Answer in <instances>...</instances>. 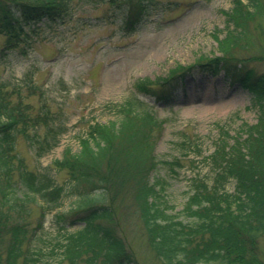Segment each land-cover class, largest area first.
Here are the masks:
<instances>
[{"label":"trees","instance_id":"1","mask_svg":"<svg viewBox=\"0 0 264 264\" xmlns=\"http://www.w3.org/2000/svg\"><path fill=\"white\" fill-rule=\"evenodd\" d=\"M93 2L118 8L119 26L127 30L134 29L156 4L153 0ZM232 2L230 10H221L227 22L224 37L215 35L221 55L200 56L196 65L213 73L222 70L231 84L246 90L257 119L254 124L244 123L232 143L228 132L220 129L208 157L212 181L193 179L192 193L183 208L187 222L166 212L158 201V181H149L157 165L155 133L162 130L163 121L146 108L137 109L141 101L117 105L118 121L92 123L79 139L77 152L66 149L50 166L32 170L16 152L17 139H24L38 159L59 143L65 127L46 107L32 113L20 97V85L9 91L8 83L0 82V264H49L36 257L40 250L31 248V238L42 228L43 217L65 195L88 197L94 193L104 200L91 198L70 213L54 215L59 230L64 231L63 240L50 251L55 264L135 263L117 212L116 202L125 194L131 196L148 246L163 264H264V249L259 245L264 235V71L257 72L242 57H234L235 48L247 47L248 22L264 16V0ZM73 3L0 0V34L6 37V49L25 42L39 21L49 28L65 24ZM194 66L175 65L164 77L137 79L135 93L166 98L176 80ZM57 171L66 172L65 183L56 182ZM230 180L234 181L231 193L225 189ZM36 200L41 211L30 225L29 205ZM77 224L81 225L77 230L67 231V226Z\"/></svg>","mask_w":264,"mask_h":264},{"label":"rangeland","instance_id":"2","mask_svg":"<svg viewBox=\"0 0 264 264\" xmlns=\"http://www.w3.org/2000/svg\"><path fill=\"white\" fill-rule=\"evenodd\" d=\"M153 2L155 6L132 30L119 26L120 12L115 6L74 0L65 24L49 28L37 22L34 32L30 31L27 40L16 49L7 50L6 37L0 34V82L8 83L9 91L20 85V97L32 113L46 107L65 127L59 143L38 159L24 139H17L16 152L32 170L50 166L66 149L77 152L79 139L92 123L118 121L117 105L141 101L143 104L137 109L146 108L163 121L162 130L155 133L153 153L157 165L149 181H158V201L166 212L187 222L189 218L183 208L192 193L193 179L212 181L214 174L208 157L219 139L220 129L228 132L231 136L228 141L232 143L244 123L256 122L257 111L250 106L248 92L231 84L222 70L213 73L196 65L200 56L221 55L215 35L219 38L225 35L227 22L221 10H230L232 0ZM248 27L247 47L235 48L234 57H242L247 67L263 72L264 16H254ZM21 47L24 48L18 50ZM194 64L190 72L176 80L166 98L135 93L133 84L137 79L154 80L166 76L175 65ZM12 98L17 99L15 95ZM39 130V134L44 131ZM55 178L58 184H63L67 174L57 171ZM233 186L234 181L230 180L225 189L231 193ZM91 198L104 200L96 193L88 197L69 194L57 208L45 214L42 228L31 238L32 250H40L36 256L40 261L55 264L56 257L50 251L63 240L64 231L59 230L54 215L70 213ZM40 204L36 200L29 205L30 225L39 217ZM116 204L122 233L135 263L163 264L148 246L142 225L133 212L131 196L125 194ZM80 226L66 229L75 231ZM259 245L264 249V235L259 238Z\"/></svg>","mask_w":264,"mask_h":264}]
</instances>
